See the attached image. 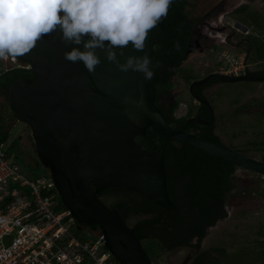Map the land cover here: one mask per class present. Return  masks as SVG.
<instances>
[{"label": "water", "instance_id": "obj_1", "mask_svg": "<svg viewBox=\"0 0 264 264\" xmlns=\"http://www.w3.org/2000/svg\"><path fill=\"white\" fill-rule=\"evenodd\" d=\"M155 4L0 0V56L28 63L36 80H17L8 107L29 126L35 153L78 226L99 225L120 264L153 262L135 229L100 197L108 188H124L175 210L165 167L169 141L264 177L263 160L174 129L157 106L150 42ZM235 28L248 31L239 22ZM210 77L263 80L246 74Z\"/></svg>", "mask_w": 264, "mask_h": 264}, {"label": "trees", "instance_id": "obj_2", "mask_svg": "<svg viewBox=\"0 0 264 264\" xmlns=\"http://www.w3.org/2000/svg\"><path fill=\"white\" fill-rule=\"evenodd\" d=\"M192 7L191 0H156L153 11L150 42L156 104L174 129L179 128L181 120L175 116L180 101L172 94L173 78L178 75L186 81L193 78L181 67L187 59L186 53L193 34L206 21L204 16H194ZM231 15L235 22L258 34V37L249 34L248 42L243 44L246 49H240L246 53L247 61L264 62V8L259 9L245 3L237 7ZM23 76H29V72L22 68H9L0 72V96L5 98L8 106L10 88ZM258 108L261 110L260 114L264 113V101L258 104ZM2 115L0 146L8 141L10 135L4 123L5 115ZM148 133L151 134L152 130L149 129ZM200 137L221 144L214 136L213 127H209ZM242 152L247 154V150ZM8 153L11 152L8 150ZM165 162L169 195L175 203V210L168 212L153 200L124 188H108L100 197L105 205L116 209L127 224L135 220L133 228L152 261L168 250L193 247L192 242L196 238L199 246L206 237L205 226L214 225L218 220L227 217L224 207L235 189V164L188 144L169 141ZM59 201L61 207L67 209L60 196ZM107 201H111L110 204ZM83 226L87 225L79 228L83 229ZM87 231L96 234L101 229L94 224L88 226ZM262 232L261 230L260 233ZM246 260H251L254 264H264V240L257 239L252 244H241L232 252L226 247L201 251L190 264H241L246 263Z\"/></svg>", "mask_w": 264, "mask_h": 264}, {"label": "rangeland", "instance_id": "obj_3", "mask_svg": "<svg viewBox=\"0 0 264 264\" xmlns=\"http://www.w3.org/2000/svg\"><path fill=\"white\" fill-rule=\"evenodd\" d=\"M191 2L193 3L192 14L194 16H204L208 19L201 29L208 22H212L214 26H217V24L220 26L225 25L228 28L234 26L236 22L231 13L242 4L249 3L259 9L264 8V0H191ZM246 34L241 33L236 28L234 41L241 39ZM249 34L258 37V34L252 31ZM224 50L231 51L233 54L243 52L237 48V45L219 46L210 54L215 62L217 60L218 68L221 67L219 55ZM189 55V61L183 67L184 70L193 75L194 72H207L208 67H210L209 56H201L199 52ZM247 62L249 64L264 65V62ZM2 63L0 62V72L10 66L9 63L5 65ZM193 67H196V71L192 69ZM173 81L172 94L180 101L178 109L175 110V116L179 118L186 112L187 86L177 78H174ZM214 90L215 87L210 89L211 92ZM263 101L264 84L252 81L224 84L219 89L217 97L212 100L214 106L220 109L217 114L219 116L222 114L221 119L217 122V127H220V130H218L225 144H230L234 147L229 145V148L239 149L241 152L247 150V156L264 161V113L260 114L261 110L258 108V104ZM0 102L3 103V99H0ZM5 107L6 110L0 113L1 118L2 114L5 115L4 123L10 132L9 139L4 144L5 149L17 158V163L23 175L28 177L46 175L47 169L39 161L30 140H27L31 135L30 129L25 124L16 121V117H14L10 108ZM20 137H22L21 140ZM235 178V189L227 202V218L220 220L207 231L206 237L200 244V249L196 248V251L226 247L232 252L239 248L241 244H252L257 239L264 240V177L238 169L235 172ZM110 202L107 201L109 204ZM134 223L135 220L130 221L128 225L131 227ZM261 230L262 233H260ZM146 245L144 246L146 247ZM192 252L179 250L175 256L174 254L164 255L153 263L182 264L188 254L190 255ZM241 264L254 263L251 260H246V263Z\"/></svg>", "mask_w": 264, "mask_h": 264}, {"label": "built area", "instance_id": "obj_4", "mask_svg": "<svg viewBox=\"0 0 264 264\" xmlns=\"http://www.w3.org/2000/svg\"><path fill=\"white\" fill-rule=\"evenodd\" d=\"M245 55L222 51L220 73L241 75L248 64ZM5 61L8 68H23L13 57L5 56ZM17 162L1 145L0 264H120L102 232L83 231L70 210L61 207L48 171L28 177Z\"/></svg>", "mask_w": 264, "mask_h": 264}, {"label": "flooded vegetation", "instance_id": "obj_5", "mask_svg": "<svg viewBox=\"0 0 264 264\" xmlns=\"http://www.w3.org/2000/svg\"><path fill=\"white\" fill-rule=\"evenodd\" d=\"M207 21H208V19H206L205 23ZM203 25H201V26L199 25L196 32L193 34V36L191 38L192 41L189 44L188 49H187V53H186L187 59L183 62L181 68L183 70L184 69L183 67H185L186 63L189 61V56H190L189 54L196 53V52H199V55H201V56H206V55L209 56L210 67H208L207 72H202V73L201 72L200 73L194 72V75L189 73L193 77L190 81H186L181 75L174 77V78L179 79L180 81L182 80L187 86V92H186V97H185L186 98V101H185V107H186L185 111L186 112H185V114H183L182 116L179 117V119L181 120L179 128H184L187 132L193 133L196 136H198L199 138H201L200 136L203 135L206 131H208L209 127H213L214 136L219 139V141L221 143L220 145H224L225 147L229 148L230 144H225V142L222 140V136L219 132L220 127L219 126L217 127V125H218L217 122L221 119L222 114H220V116H219V114H217L218 111H220V109H219V107H215L214 103L212 102V100L217 97V93L219 92V89L224 84H227L228 82L220 81L214 77L209 78V76H211L212 74L220 73V70L217 67V63H218L217 60L215 62L214 59H212V56L210 54L212 52H214L216 50V48H218L219 46H223V45H227V44H229L231 46L237 45L238 49L242 48V50H243V48H245L243 44L248 42L247 36L249 34L248 33L246 34V33H243L242 31H240L241 33L246 34V35L244 37H242L241 39L239 38L238 40L236 39V41H234L235 40L234 35H235V30H236L235 25L229 26V28H228L225 25L220 26L217 24V26H214L212 24V22H208L204 26V28L201 29V27ZM223 29H226V30H223ZM239 35H241V34H239ZM239 35H238V37H240ZM0 62L1 63L4 62V57L2 58V56H0ZM2 64L5 65L8 63L5 61V63H2ZM26 64L27 63L22 64L23 65L22 69H24L25 71H28L29 76H23L20 79L29 78L33 81H36L34 79V77L32 76V73L30 70L31 67H27ZM192 69H194V71H196V67H193ZM197 70H198V68H197ZM195 74H196V76H195ZM242 74L254 76L256 78H263L262 81L253 80L252 82L264 84V65H256V64H249L248 63L245 70L242 72ZM207 78H209V79L205 83L196 85L191 89V86L193 83L201 82ZM245 81H251V80H245ZM173 84H174V81H173ZM213 87H215V90L211 92L210 89ZM0 99H3V103L0 102V113H2L6 110L5 106H8V104H7V101L5 100L4 97L0 96ZM195 118H201V119L209 122V124H201V123H198L196 121L191 120V119H195ZM16 121H17V118H16ZM27 127L29 128V126H27ZM19 139L21 140L22 137H20ZM28 139L30 140V142L32 144L31 136H29V138H27V140ZM230 146H232V145H230ZM232 147H234V146H232ZM230 149H232V148H230ZM236 151L241 152L239 149ZM241 153H243V152H241ZM236 169L238 170L239 167H237ZM240 170H243V169H240ZM244 171H246V170H244ZM247 172H249V171H247ZM224 210L227 212V203L224 207ZM225 218H227V217H225ZM220 220H223V219H220ZM220 220H218L217 222H219ZM214 226H215V224L214 225L211 224V226H205L206 233L211 227H214ZM131 227L133 228V225H131ZM82 228H83L82 229L83 231L88 230V226H86V227L83 226ZM197 244H198V240L196 238L192 242L193 247H191L189 249L188 248H184V249L183 248H176L173 250H168L162 256H164V255L169 256L171 254H174V256H175L179 252V250H188L190 252L193 251L190 255L188 254V256L185 258L184 262L182 263V264H190L196 258V256L199 253H201V251L195 250L196 248L200 249V245L197 246ZM162 256H160V257H162ZM160 257H158V258H160ZM158 258H154V260L153 261L151 260V261L155 263V261Z\"/></svg>", "mask_w": 264, "mask_h": 264}, {"label": "clouds", "instance_id": "obj_6", "mask_svg": "<svg viewBox=\"0 0 264 264\" xmlns=\"http://www.w3.org/2000/svg\"><path fill=\"white\" fill-rule=\"evenodd\" d=\"M11 57V56H10ZM2 58H3V56H2ZM14 58V57H13ZM16 59V58H15ZM18 60V59H17ZM19 61V60H18ZM4 62H5V56H4ZM20 63H26V62H21V61H19ZM11 65V64H10ZM6 69H9L8 67H6ZM78 227H80V226H78Z\"/></svg>", "mask_w": 264, "mask_h": 264}]
</instances>
